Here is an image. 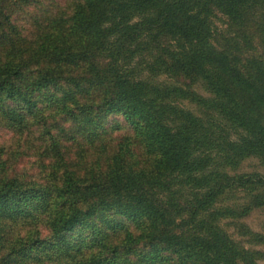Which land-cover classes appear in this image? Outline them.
I'll use <instances>...</instances> for the list:
<instances>
[{"label":"trees","instance_id":"trees-1","mask_svg":"<svg viewBox=\"0 0 264 264\" xmlns=\"http://www.w3.org/2000/svg\"><path fill=\"white\" fill-rule=\"evenodd\" d=\"M249 158L264 0H0V264H264Z\"/></svg>","mask_w":264,"mask_h":264},{"label":"rangeland","instance_id":"rangeland-1","mask_svg":"<svg viewBox=\"0 0 264 264\" xmlns=\"http://www.w3.org/2000/svg\"><path fill=\"white\" fill-rule=\"evenodd\" d=\"M227 20L221 14H217V17L214 18V25L216 27V36L218 40H221V37L228 35L227 29ZM253 50H250V53H260L262 48L258 42H254ZM201 92V91H200ZM4 133V132H3ZM5 137H9L8 134L5 133ZM240 171L250 172V171H257V172H264V167L259 163V161L255 158L246 159L240 168ZM245 221L250 225V227L256 231L264 232V210L255 209L251 212V214L245 219Z\"/></svg>","mask_w":264,"mask_h":264}]
</instances>
